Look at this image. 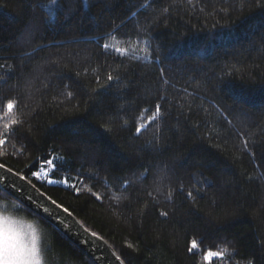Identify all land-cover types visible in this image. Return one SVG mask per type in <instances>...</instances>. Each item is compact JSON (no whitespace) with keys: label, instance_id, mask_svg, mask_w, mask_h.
Listing matches in <instances>:
<instances>
[{"label":"trees","instance_id":"16d2710c","mask_svg":"<svg viewBox=\"0 0 264 264\" xmlns=\"http://www.w3.org/2000/svg\"><path fill=\"white\" fill-rule=\"evenodd\" d=\"M260 5L0 0V114L15 100L22 121L6 133L0 163L68 208L126 264H205L208 249H227L212 264H264ZM4 205L38 222L47 264H95L0 189ZM193 239L199 250L190 252Z\"/></svg>","mask_w":264,"mask_h":264},{"label":"snow or ice","instance_id":"6c2138e0","mask_svg":"<svg viewBox=\"0 0 264 264\" xmlns=\"http://www.w3.org/2000/svg\"><path fill=\"white\" fill-rule=\"evenodd\" d=\"M55 4L57 0H52ZM62 7V3L60 4ZM264 7V5H260ZM145 44L148 42L145 41ZM103 47L107 50L109 48H113L118 54L126 55L131 50L132 53L137 52V48L135 46L130 47H119L117 45H109L104 44ZM139 52L143 53V59L150 60L152 59V54L147 48H140ZM113 77L111 75L108 76V79L111 80ZM70 95V93H69ZM16 101L9 100L4 106V111L0 114V127L3 128V132H0V147H3L7 140L6 133H9V130L12 129L14 125H18L22 123L16 115L15 112ZM160 109L159 105L156 106V112L153 115L152 119H155L157 115H159ZM144 125H140L137 128V132L139 133L141 128ZM245 145H247V141H244ZM2 151H0V155H4ZM48 164H52V161H47ZM0 169H5V165L0 164ZM8 173H12L11 169H7ZM15 176L19 177L22 180H27V177L22 176L19 172L14 173ZM33 176L37 179L42 178V174L39 172H33ZM5 176L0 175V184H3ZM31 183V181H28ZM57 181L49 180L48 183H56ZM63 183H67V181H62ZM13 186H15L13 182ZM71 187H75V185H71ZM76 191H80V189H76ZM91 191V189H89ZM45 195V194H41ZM93 195L98 194L93 193ZM188 196H192V192H188ZM172 192L169 191L167 193V198L171 199ZM115 199H119V196H115ZM32 199V197H29ZM48 200L51 201L52 204L56 205L57 202L52 200L50 196L47 197ZM39 207H43L45 212H48V209L44 207V205H39ZM57 207L62 208L64 212H68V208L64 207L62 204L57 205ZM13 210H20L21 206L13 205ZM161 215L167 216V212H161ZM95 235V233H93ZM129 247H133L131 244ZM193 249L199 250V245L195 239L191 242V247L189 251L191 252ZM50 249H46V247H42V230L37 228V225L33 222L25 221L23 219L18 218L13 215L7 208V205L0 207V264H47L46 261V252ZM227 252V249L224 251H213L208 249L203 254V260L205 264H212L214 258L222 259ZM116 260L123 264V261L119 256H116Z\"/></svg>","mask_w":264,"mask_h":264},{"label":"water","instance_id":"95a60500","mask_svg":"<svg viewBox=\"0 0 264 264\" xmlns=\"http://www.w3.org/2000/svg\"><path fill=\"white\" fill-rule=\"evenodd\" d=\"M7 169L10 168L5 166V169H0V175L6 177L3 184H0L1 190L58 229L95 264H120L116 260V256H119L117 251L107 240L97 233L93 235L94 232L88 229L72 212L68 210L66 213L62 208L57 207L60 205L58 202L56 205L52 204L47 199L48 195L32 182L29 183L30 180H22L14 175L15 171L11 169L12 173H8ZM13 182L15 186H13ZM39 205H44L48 212H45L44 208ZM121 260L123 264H126L122 258Z\"/></svg>","mask_w":264,"mask_h":264},{"label":"rangeland","instance_id":"374dc122","mask_svg":"<svg viewBox=\"0 0 264 264\" xmlns=\"http://www.w3.org/2000/svg\"><path fill=\"white\" fill-rule=\"evenodd\" d=\"M58 183H61V184H63V185H66V186H67V183H63V182H58ZM12 214H13V215H15V216H17V217H18V218H20V219H23V220H25V221H29V222H33V223H35V224L37 225V228L41 230V228L39 227V224H38V222H37V221H35V220H30V219H27V218H25V217H23V216H20V215H18V214H14V213H12ZM42 235H43V233H42Z\"/></svg>","mask_w":264,"mask_h":264}]
</instances>
